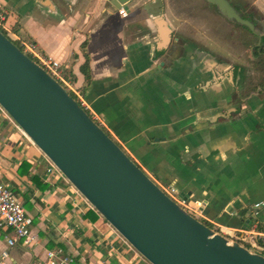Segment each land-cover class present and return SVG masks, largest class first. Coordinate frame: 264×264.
<instances>
[{
	"label": "crops",
	"instance_id": "obj_1",
	"mask_svg": "<svg viewBox=\"0 0 264 264\" xmlns=\"http://www.w3.org/2000/svg\"><path fill=\"white\" fill-rule=\"evenodd\" d=\"M107 3L0 0L16 34L64 64L104 129L145 172L202 202L207 217L249 246L251 233L264 231V206H254L264 201L259 36L237 31L222 16L213 26L209 16L161 12L155 0H134L126 16ZM239 3L250 4L247 17L264 48V0ZM51 168L0 106V178L33 217L34 240L12 249L14 264H43L47 251L58 247L73 264H151ZM11 233L0 229V247ZM254 237L264 245V238Z\"/></svg>",
	"mask_w": 264,
	"mask_h": 264
},
{
	"label": "water",
	"instance_id": "obj_2",
	"mask_svg": "<svg viewBox=\"0 0 264 264\" xmlns=\"http://www.w3.org/2000/svg\"><path fill=\"white\" fill-rule=\"evenodd\" d=\"M134 0H108L116 10ZM259 36L229 0H208ZM163 63V62H162ZM0 106L151 264H264L170 198L66 88L0 30Z\"/></svg>",
	"mask_w": 264,
	"mask_h": 264
},
{
	"label": "built area",
	"instance_id": "obj_3",
	"mask_svg": "<svg viewBox=\"0 0 264 264\" xmlns=\"http://www.w3.org/2000/svg\"><path fill=\"white\" fill-rule=\"evenodd\" d=\"M118 12L121 15L126 16L127 10L125 6L118 8ZM10 11L9 9L0 4V30L3 31L13 42H15L21 50L42 66L48 73H50L56 80H58L65 88L73 93L77 101L83 106L91 115V117L104 128V123L100 117L93 112L87 104L82 93L78 91L70 81L67 73V69L64 64L51 55L47 54L40 45L31 39L21 38L13 30V25L9 22ZM18 42V43H17ZM52 167H57L51 162ZM53 168L49 169L51 171ZM158 186L175 202H177L182 208L193 215L199 220L205 222L207 225L211 224L215 231L220 232L231 239H236L242 242L249 249L264 253V245L257 242L254 235L264 238V231H257L251 233V240H249V246L245 238L236 236L232 231L221 225L214 220L207 217L204 213L203 203L190 197H186L179 192V189L171 183L163 182L153 178ZM256 208L264 206V201H260L254 204ZM203 219V220H202ZM33 224V217L28 214L23 203L20 201L16 192L8 186L0 178V229L5 228L12 231L5 237V243L3 247H0V264H14L11 259L12 249L19 243L24 245H31L34 237L31 232V226ZM244 233L247 231L242 230ZM74 257L67 253L64 248L58 247L56 249H50L47 251L46 261L43 264H73Z\"/></svg>",
	"mask_w": 264,
	"mask_h": 264
},
{
	"label": "flooded vegetation",
	"instance_id": "obj_4",
	"mask_svg": "<svg viewBox=\"0 0 264 264\" xmlns=\"http://www.w3.org/2000/svg\"><path fill=\"white\" fill-rule=\"evenodd\" d=\"M229 1L237 10L241 12L243 17L248 18L246 11L244 10L243 6L239 3V1L236 0H229ZM155 3L159 8V10L165 13L168 12L169 9L173 13H190V14H195L197 16H203V15L209 16V18L213 19V23H212L213 26L216 25L214 20L218 16L227 18L229 22H232L235 25H241L235 22L233 19H230L227 16H225L216 4L208 0H155ZM234 3H236L237 5H235Z\"/></svg>",
	"mask_w": 264,
	"mask_h": 264
},
{
	"label": "rangeland",
	"instance_id": "obj_5",
	"mask_svg": "<svg viewBox=\"0 0 264 264\" xmlns=\"http://www.w3.org/2000/svg\"><path fill=\"white\" fill-rule=\"evenodd\" d=\"M236 1H239V0H236ZM242 1V0H241ZM235 5H237L236 3H234ZM128 6V5H127ZM126 6V7H127ZM244 6V5H243ZM244 8V10L246 11V13H248L249 12V10H250V4H245V6L243 7ZM242 28V30H244V31H246V34H249V32H250V30L247 28V27H245V26H242V25H236V28H237V31L238 30H240V28ZM251 34L253 33V32H250ZM252 37H251V40H250V43L252 44V45H254L256 42H257V37H256V35H251ZM247 37H249V35H247ZM246 37V38H247ZM18 43V42H17ZM70 92V91H69ZM72 94V93H71ZM107 132H109L108 130H106ZM110 133V132H109ZM112 136V135H111ZM122 147V146H121ZM200 219V218H199ZM203 220V219H202Z\"/></svg>",
	"mask_w": 264,
	"mask_h": 264
},
{
	"label": "trees",
	"instance_id": "obj_6",
	"mask_svg": "<svg viewBox=\"0 0 264 264\" xmlns=\"http://www.w3.org/2000/svg\"><path fill=\"white\" fill-rule=\"evenodd\" d=\"M258 49L261 50L262 53H263V52H264L263 44H262ZM260 62H261V63H262V62L264 63V53H263V55L261 56ZM262 66H264V64H263ZM82 71H83V73L85 74L87 81H89V80H90V70H89V65H88V63H85V64L82 66ZM72 95L75 96L73 93H72ZM75 97H76V96H75ZM108 133H109V132H108ZM109 134H110V133H109ZM110 135H111V134H110ZM208 225L212 227L211 224H208Z\"/></svg>",
	"mask_w": 264,
	"mask_h": 264
}]
</instances>
